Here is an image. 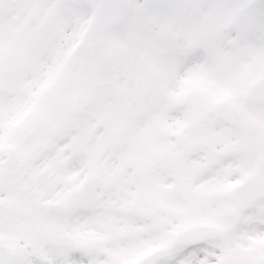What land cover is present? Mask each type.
<instances>
[{"label": "snow or ice", "instance_id": "1", "mask_svg": "<svg viewBox=\"0 0 264 264\" xmlns=\"http://www.w3.org/2000/svg\"><path fill=\"white\" fill-rule=\"evenodd\" d=\"M0 264H264V0H0Z\"/></svg>", "mask_w": 264, "mask_h": 264}]
</instances>
